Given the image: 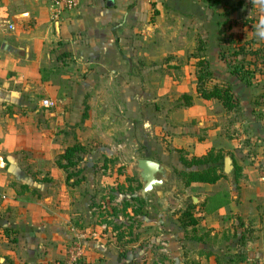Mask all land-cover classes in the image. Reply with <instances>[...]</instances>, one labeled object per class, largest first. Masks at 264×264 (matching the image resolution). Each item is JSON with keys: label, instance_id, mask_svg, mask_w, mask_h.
Wrapping results in <instances>:
<instances>
[{"label": "crops", "instance_id": "0c3cea01", "mask_svg": "<svg viewBox=\"0 0 264 264\" xmlns=\"http://www.w3.org/2000/svg\"><path fill=\"white\" fill-rule=\"evenodd\" d=\"M260 1V9L255 10L253 6ZM152 2L158 3L156 8L161 12L162 3H167L172 19H188L194 15L189 12L192 7L209 10L217 18L252 19L244 26L246 33L264 32V0H218L223 12L216 14L205 4L207 0H82L76 10L64 13L58 21L50 19L49 0H0V157L4 162L0 167V264H62L70 242L76 238L83 244L79 264L148 263L158 243L165 262L175 257L181 260L179 264L186 260L216 264L220 251L237 246L233 234L245 230L249 232L242 248V264H251V260L264 264V151L247 154L243 164L235 163L231 150L237 145L238 134L227 135L222 128L224 117L240 111L256 127L255 135L264 144V87L256 92L254 79L247 85L231 72L229 62L220 55L218 26L199 27L193 33L194 27L186 21L181 23L185 29L181 27L178 33L172 26L160 25L157 29L150 21L154 15ZM255 13L259 17L254 19ZM254 24L257 27H252ZM197 32L200 33L194 41ZM167 33L170 40L164 36ZM199 41L203 44L196 53ZM165 55L169 58L164 59ZM201 60L212 74L211 83L232 86L238 99L236 109L226 111L218 100L198 96L196 73ZM69 63L73 66L70 75L42 74L41 69ZM141 66H150L147 76ZM154 66L160 69L151 70ZM258 72L264 77V68ZM112 79L117 82L124 104L119 112L122 128L112 126L107 115L109 103L98 88L100 81ZM183 94L192 96V105L173 108L174 101ZM44 99L51 106H43ZM144 99L152 105L146 106ZM98 106L101 119L91 116L83 122L85 138L95 136L101 145H109L111 140L121 151L128 142L132 143L129 164L148 158L168 169L166 161L171 157L179 163V153L191 158L215 149L231 155L235 166L232 178L189 185L200 191L197 197H191L199 204L218 191L229 192L228 204L211 213L198 212V233L210 231V235H216L217 247L188 242L193 250L190 257L183 254L187 240L177 218L184 207L169 211L167 192L156 194L160 189H153L147 200L142 198V208L133 203L125 209V214L132 216V234L128 238L125 232L119 235L112 229L110 217L104 221L97 218L96 207L87 199L85 189L66 182V173L51 158L52 152L58 155L75 142L84 145L82 124L75 115L93 114ZM47 108L58 116L50 125L43 118ZM244 122L235 117L227 127L238 128ZM250 142L254 143L255 138ZM149 145L157 147L156 153L164 160L152 156L154 151ZM140 151L144 155L138 157ZM38 162L48 167L41 168V173L24 171V166ZM13 168L23 169L19 170L20 178ZM46 175L58 180L53 189H44ZM34 176L43 179L36 187L31 185ZM23 185L26 189H20ZM140 190L134 191L132 197L141 198ZM156 196L160 207L152 203ZM118 220L120 231L129 228L131 222L125 223L128 220L123 214H118Z\"/></svg>", "mask_w": 264, "mask_h": 264}, {"label": "rangeland", "instance_id": "374dc122", "mask_svg": "<svg viewBox=\"0 0 264 264\" xmlns=\"http://www.w3.org/2000/svg\"><path fill=\"white\" fill-rule=\"evenodd\" d=\"M210 1L212 0H209V2ZM261 2L262 1H260V3L257 6H253L255 10L260 9ZM162 4H164V7H161L163 9V12H161L158 8H156V6L158 5L157 2L151 3V7L153 9L152 12L154 13V15L152 13L153 16L152 18H150L151 19L150 21L153 23V25L157 27V29L160 25L161 27L172 26L173 28H175L174 32L178 33L181 27L182 29H185L184 24L186 23V21L188 22V24L191 25V27H194L195 30H193V33L199 30V27L201 28L204 26L207 28L209 26L210 27L218 26L219 33H220L219 35L220 36V48H221L220 55L223 58H225L227 63L229 62V64L236 63L237 60H239V62L244 61V63H247L250 61L255 62L256 71L253 74V79L255 80L253 88H255L256 92L262 91V87H264V77L259 76L260 72L258 71H261L264 68V67H261V64L264 63V56H263L264 41L262 40L264 39V36L261 35V32H257V31L255 32V30H253L252 32L248 31V33H246V30L244 29V25L242 24L244 20H249V18L241 17L240 19H235V18H228L226 16L217 18L216 16L215 17L211 16L209 13L210 12L209 10L205 9L204 11V10L197 9V8H194L193 10V8L190 7L189 12H193L194 15H191L188 19H185V18L182 19L180 17L178 19H172L171 13L168 11L170 10L169 6H167L168 4L165 2ZM205 4L207 5L208 2H205ZM210 8H212L211 11L214 14L218 12L220 13L223 12V8L220 6H214ZM257 17H259V13L254 14V19ZM182 22L184 24L181 26ZM257 22H258V19H257ZM257 24H254V26L252 27L254 28L257 27ZM162 30L164 31L163 28ZM199 33L200 32H197L196 34H194V37L191 36L193 37L192 39L194 41L196 40V36H198ZM164 36L165 38H168V40H170L171 35L169 33L165 34ZM246 43L248 45L249 43L250 45L252 44V46L249 48L250 50H240L238 45H242V44L245 45ZM252 49H255V51H257V55L249 54V52ZM239 51H241V53L235 55V53ZM234 56H237V58H235ZM167 58H169V56L167 57V55H165L164 59H167ZM68 59L70 60L71 58H68ZM161 61L163 62V60ZM161 61H159V63ZM52 68L51 67L45 68L42 74L47 75V76L52 74L54 77V76H60L62 74L70 75L73 72V66L70 65V63L67 64L66 66L59 65V66H55ZM140 68H142L143 74L147 76L148 71H149L148 69L150 68V66H144V67L141 66ZM155 69H160V68H156V66L151 67V70H155ZM148 99H144L142 101V103H145L146 106L152 105L151 102L148 101ZM158 102L161 103L160 100ZM163 103L164 101L162 102V104ZM86 110H88V108ZM93 112H94L93 114H90L88 112H83L81 114L75 115L77 116V118L80 120V123L82 124L81 138L85 139L84 146L86 148V152L80 156L81 160L78 162V167H79L78 169L81 170V174L79 176H81L83 180L80 184L76 185L77 186L76 189H85V191H87L85 195L87 196L88 200H91L90 203H92V205L96 207L94 210V213L98 215L97 216L98 219H100L101 221H104L106 220V217H110L109 222H111L112 229L114 231H117L118 234L120 233L119 235L125 232L124 236L125 237L127 236L129 238L130 235L132 234V230L130 229L132 228V216L130 215V213L125 214L124 211L126 208L130 207L133 203L140 205L138 200H136L137 196L132 197V194L134 191L136 192L138 189L142 188V182L139 180L138 171L135 167V163L126 165L125 159L122 157V154H121V149H119L115 144H114L115 146L112 145L113 143L111 144L112 142L111 140H110L109 145L107 144L101 145V143L98 142L95 136L94 137L87 136V138H85V133H84L85 128H83V124H84L83 122H85L84 121L85 118L89 119L91 116H93L98 119H101V116H102L100 106H98L97 109H93ZM235 113L236 114H234L233 116L226 117V118L224 117V120L222 121V128L224 127L226 129L227 135L238 134V136L236 137L237 145L231 151H232V155L235 160V163L243 164L247 162L246 158L249 157V156H246L247 154L248 155L251 153L255 155L262 154V152L264 151V144L258 141V138H257L258 136L255 135L256 127H254L253 124L249 122L247 119L245 120L240 111H236ZM57 117H58L57 115L54 116V113L51 111V108H47V111H45L43 114V118L46 124L52 123V122L54 123ZM233 117L234 118L237 117L238 120L240 119L242 121L244 120L245 122L243 126H239L238 128H234V129L228 128L227 123L228 121L232 122L234 120ZM258 117H259V114H256V118ZM253 121H255V119ZM48 125H47V128L51 131L52 127ZM250 138L252 139L255 138V142L254 143L250 142ZM149 149L154 151L153 154L151 153L152 156L156 158L159 157V158H162V160H164L162 155H158L156 153L157 147L149 145ZM143 155L144 153L140 151V153L137 156L140 157ZM56 156L57 155H55V151H53L51 158H54V161L55 159H57ZM178 157H179V154H178ZM165 164L169 170V175L167 179L164 181L163 186L156 188L160 190H156L155 193L157 194L160 191L161 193L167 192L165 193L166 194L165 201L167 204L166 206L167 209L171 211V210H176L178 207H180V205L185 207L186 203H190V202L197 203L198 200L195 199V201H193L191 197L192 196L197 197L198 195L197 193H200V191L195 190V189H198V188H196L195 186H187V187L184 186L176 174L177 170H181L184 168L182 164L180 162L177 163V162L172 161L171 157L168 159V161H166ZM47 167H48V164L45 163V165L43 166L38 162L37 164L29 163L28 165L24 166L23 169L24 171L27 170L28 173L35 174L36 170L37 171L39 170V173H41L40 169L41 168L46 169ZM21 169L22 168H20L19 170ZM76 169L77 168H75V170ZM12 170L16 172L15 176L16 177L19 176L20 178L19 170H15V168H13ZM43 179H46V180H43ZM43 179H41L40 177L34 176V178L32 179L31 185L36 187L39 184L38 181L43 180L44 189H53L54 182L58 183V180L53 179L52 176L46 175L44 176ZM72 179L73 180L76 179V175ZM137 179L139 181H137ZM224 179H227V176H225ZM12 185L14 187L15 182H12ZM20 189H26L25 185L20 187ZM87 189H91L92 192H88L89 190ZM90 195H91V198H90ZM159 200L160 198L156 196V199H154L152 203L160 207L161 201ZM130 212L132 213L133 210H131ZM198 212L199 210L194 209V213L197 219L200 220L201 216H199ZM118 214H123L124 218H127L128 221H126L125 223L131 222L128 226L129 227L128 229L120 231L121 226L118 222L119 221ZM175 226L176 225H174V227ZM146 232L147 230L146 231L144 230V233ZM198 234L203 235L202 233L201 234L198 233ZM203 237H204L203 238L204 241H206L205 244H208V247L213 248V247L218 246L216 245V235H210V231L205 232ZM186 242L187 243L184 244L182 248L183 254L185 256L189 255L190 257V254H191L190 250H193V249L189 247L190 244L188 242L192 243L194 241L187 240ZM160 246L161 244L158 243L156 246L157 247L156 250L152 249L151 253L153 254V259L150 260V262L148 263L146 262L147 260H144L142 264H179L180 263L181 260L179 261L175 257L174 259L167 258V262H165L166 256H164L163 251L159 250ZM151 248H154V245ZM234 250L235 249L233 248L225 247L222 251H220L219 255H224V254L233 255ZM123 253H126V252L123 251ZM127 255L128 254H124V255L119 254V256H122V257H127ZM80 260H82V257L80 258ZM186 261L187 262L183 264L191 263L188 260ZM250 262L251 264L257 263V262H254L253 260H251Z\"/></svg>", "mask_w": 264, "mask_h": 264}, {"label": "trees", "instance_id": "16d2710c", "mask_svg": "<svg viewBox=\"0 0 264 264\" xmlns=\"http://www.w3.org/2000/svg\"><path fill=\"white\" fill-rule=\"evenodd\" d=\"M209 7L218 6V0H212L209 2L207 0ZM237 4H242L238 1ZM223 15V14H222ZM228 17V16H226ZM230 18V17H228ZM252 19L244 20L243 24L246 26ZM247 42V41H246ZM200 47H198L197 52L201 50L203 44L199 41ZM249 45H238L240 50H250ZM248 48V49H247ZM241 51L236 52L235 55L240 54ZM249 54L257 55V51L252 49ZM201 56V55H200ZM264 56V53H263ZM197 57V54L194 55ZM222 57V56H221ZM237 58V56H234ZM223 58V57H222ZM255 62H247L237 60L236 63L229 64L231 72L244 84H249L251 79H253V74L255 73ZM262 65V64H261ZM264 65V63H263ZM200 67L199 71L196 73V86L197 94L203 99H216L218 100L226 111H232L238 106V99L233 91L232 86L229 83H211L212 74L206 69V65L203 64L201 60L198 62ZM45 69H41L43 72ZM117 82L115 79L112 80H102L98 83V88L102 90V98L105 102L109 103V109L107 110V115L111 121L112 126L122 128V117L119 115L120 109L124 107V104L119 98L117 91ZM192 105V96L188 94L181 95L173 103V108H188ZM97 122V121H95ZM123 130L121 134H123ZM134 146L132 143L128 142L126 147L121 151L122 157L125 159L126 165H128L131 160L130 156L133 153ZM86 152V148L80 142H75L72 145L66 146L63 151L57 155L56 163L58 167L62 168L66 173V182L70 185H78L82 182L81 170L78 169V162L81 160L80 156ZM225 153L221 150L210 149L204 155L199 157L193 156L191 158L185 157L183 154L179 153V162L184 167L181 170H177L176 174L181 180L184 186H189L192 183H206L212 184L218 181L220 178H224L223 174V158ZM75 168H77L75 170ZM238 168L236 167V170ZM76 175V179H72ZM79 176V177H78ZM137 181H139L137 179ZM136 200L141 205L144 206L145 202L142 198L136 197ZM230 195L227 190L218 191L212 195H209L202 203H186L185 207L178 212L177 221L180 228L184 232V240H192L194 242H203V235L198 234L196 229L198 219L194 213V209L197 208L199 212L211 213L216 211L218 208L228 204L230 202ZM240 226L242 223L239 222ZM249 230H245L233 234V239L237 238V246L233 249L236 252L233 255L224 254L217 255L215 257L216 264H242L245 260V253L243 247L245 246L247 235ZM190 264H198L195 261H191Z\"/></svg>", "mask_w": 264, "mask_h": 264}, {"label": "water", "instance_id": "95a60500", "mask_svg": "<svg viewBox=\"0 0 264 264\" xmlns=\"http://www.w3.org/2000/svg\"><path fill=\"white\" fill-rule=\"evenodd\" d=\"M3 164L4 162L0 157V167ZM135 167L138 170V176L142 182L140 196L144 200H147L148 195L153 191V189L163 186L164 181L169 175V170L161 163L148 158L137 159ZM223 173L227 177H233L235 173L234 162L229 154L223 158Z\"/></svg>", "mask_w": 264, "mask_h": 264}, {"label": "built area", "instance_id": "2783aa9c", "mask_svg": "<svg viewBox=\"0 0 264 264\" xmlns=\"http://www.w3.org/2000/svg\"><path fill=\"white\" fill-rule=\"evenodd\" d=\"M82 0H49L50 19L58 21L64 13L76 10ZM9 29H14L9 25ZM41 104L45 107L51 106V102L47 99L42 100ZM83 255V244L79 239L70 242L67 254L62 260V264H78Z\"/></svg>", "mask_w": 264, "mask_h": 264}, {"label": "clouds", "instance_id": "9594fccd", "mask_svg": "<svg viewBox=\"0 0 264 264\" xmlns=\"http://www.w3.org/2000/svg\"><path fill=\"white\" fill-rule=\"evenodd\" d=\"M261 35L264 36V32H261Z\"/></svg>", "mask_w": 264, "mask_h": 264}]
</instances>
